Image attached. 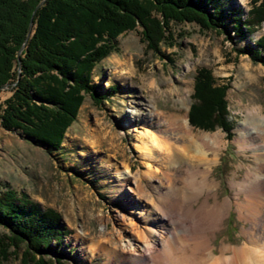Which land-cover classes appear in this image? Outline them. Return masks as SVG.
I'll return each mask as SVG.
<instances>
[{
  "label": "rangeland",
  "instance_id": "rangeland-1",
  "mask_svg": "<svg viewBox=\"0 0 264 264\" xmlns=\"http://www.w3.org/2000/svg\"><path fill=\"white\" fill-rule=\"evenodd\" d=\"M251 1L219 0L226 10L239 7L243 18ZM167 29L172 45L160 43V52L152 51L141 40V27L117 37L118 49L97 63L91 73L96 94L101 96L107 90V97L97 103L90 94L85 95L58 151L48 153L20 132L7 130L0 124V183L19 194H27L43 210H55L61 225L69 232L53 248V253H44L41 264H56L50 262L56 257L60 264H67L61 263L65 261L115 264L106 254L110 248L107 240L119 239L118 230L121 235L130 234L128 225L142 224L140 212L145 205H154L151 185L158 179L145 178L139 182L142 189L153 195L150 198L153 201L138 196L135 179L147 170L162 177L160 169L164 168L159 160L163 152L155 153L156 160H144L136 144L141 137L145 138L146 131L153 133L158 141L166 139L175 146L182 143L177 139L176 126L168 124L173 121L174 113H183L188 118L193 102V78L199 68L209 69L216 83L226 87L229 135L220 127L205 130L190 125L195 133L219 131L221 135L222 148L211 170V177L221 188L219 198L230 195L227 178L232 172L237 171L236 176L240 178L246 165L251 163L250 150L239 151L232 140L234 128L243 119L246 107L261 104L264 113V66L253 63L247 54L236 50L248 42L254 46L257 37L264 33V24L245 41L229 40L223 32L206 30L190 21H173ZM124 60L125 64H121ZM5 85L0 89V97L9 93V85ZM111 86L116 89L109 92ZM182 97L186 103L183 107L178 101ZM148 111H152L153 120L148 119ZM102 130H108L109 135L97 136ZM179 159L175 155V160ZM103 160L115 163L119 170L130 169L120 176L116 167L110 169ZM243 225L248 222L230 210L221 229L210 238L211 243L214 246L222 242L241 244ZM4 234L7 231L0 226V237ZM23 250L20 247L11 254L7 264H24ZM34 256L28 264H40V256Z\"/></svg>",
  "mask_w": 264,
  "mask_h": 264
},
{
  "label": "trees",
  "instance_id": "trees-1",
  "mask_svg": "<svg viewBox=\"0 0 264 264\" xmlns=\"http://www.w3.org/2000/svg\"><path fill=\"white\" fill-rule=\"evenodd\" d=\"M173 21L195 22L229 40L245 41L264 24V0H252L244 18L239 7L226 10L219 0H0V86L9 85L8 95L0 97L1 126L48 153L58 151L85 95L97 103L107 97V90L96 94L91 73L118 49L117 37L141 27V40L160 52V43L172 45L167 28ZM236 51L264 66V33L254 46L244 43ZM193 79L189 124L205 130L220 127L229 135L226 87L205 67ZM115 89L111 86L109 92ZM0 226L7 231L0 237V264H7L20 247L22 263L37 254L41 264L44 253H53L69 233L55 210H43L27 194L1 183ZM50 262L60 264L57 257Z\"/></svg>",
  "mask_w": 264,
  "mask_h": 264
},
{
  "label": "bare ground",
  "instance_id": "bare-ground-1",
  "mask_svg": "<svg viewBox=\"0 0 264 264\" xmlns=\"http://www.w3.org/2000/svg\"><path fill=\"white\" fill-rule=\"evenodd\" d=\"M178 101L182 107L186 104L183 97ZM148 116L152 119V111H148ZM172 117L168 125L178 129L177 139L182 142L179 146L166 139L158 141L147 131L145 138L141 137L136 144L144 160H156L155 153H164L159 158L164 164L160 169L162 177L147 170L135 179L136 193L147 199L153 195L142 189L139 182L145 178L158 179L154 185L150 184L155 195L154 205H145L140 212L142 224L128 225L130 234L121 235L118 230L119 239L107 240L109 260L115 264H264V113L261 104L246 107L243 119L234 128L233 143L239 151L250 150L252 160L240 178L236 176L237 171L227 178L231 193L223 198H219V183L211 177L212 164L222 148L219 131L195 133L183 113H174ZM108 133L102 130L97 136L105 138ZM108 138L112 140L111 136ZM175 155L182 163L175 160ZM102 163L110 169L116 167L113 162L103 160ZM128 168L122 171L116 167V172L121 176ZM232 209L239 219L248 222L240 229L242 243L222 242L214 246L210 238L215 237Z\"/></svg>",
  "mask_w": 264,
  "mask_h": 264
},
{
  "label": "water",
  "instance_id": "water-1",
  "mask_svg": "<svg viewBox=\"0 0 264 264\" xmlns=\"http://www.w3.org/2000/svg\"><path fill=\"white\" fill-rule=\"evenodd\" d=\"M41 3H39L36 7H35V9L40 5ZM32 19H30V22H29V25H28V28H27V33H26V38H25V40H27L28 38H29V35H30V32H31V27H32ZM23 46H24V44H22V46L19 48V50H18V52H17V55H19V53H20V51L23 49ZM18 61H19V58H18ZM6 87V85L4 84V85H2V86H0V89L2 90V89H4Z\"/></svg>",
  "mask_w": 264,
  "mask_h": 264
}]
</instances>
